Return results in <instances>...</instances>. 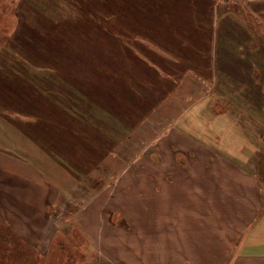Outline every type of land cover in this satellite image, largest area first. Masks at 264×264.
Wrapping results in <instances>:
<instances>
[{
	"label": "rangeland",
	"instance_id": "obj_1",
	"mask_svg": "<svg viewBox=\"0 0 264 264\" xmlns=\"http://www.w3.org/2000/svg\"><path fill=\"white\" fill-rule=\"evenodd\" d=\"M186 1L172 0L176 7ZM195 1L204 16L201 22H206L209 3L215 1ZM216 1L235 8L231 20L218 7L219 17L230 19L234 39L223 35L229 41L220 44L224 50L216 58L217 68L209 64L196 77L185 72L195 62L167 60L171 73L160 74L151 65L152 55L132 52L130 41L136 44V34L130 26L141 36L153 26L152 12L132 0H0V133L12 136L0 138V148L3 159L7 154L16 157L7 159L11 169L22 161L32 166L21 169L26 219L20 224L39 239L23 238L26 245L22 243V250L4 264H214L197 253L191 239V229L198 225L190 215L198 210L204 223V204L193 199L194 188L178 184L192 181L198 164L213 161L210 154H201L202 149L196 151L210 139L202 141L201 132L191 130L200 143L183 151L170 147L174 140L168 132L178 127L174 121L187 110L188 116L207 109L234 116L229 104L235 103L240 106L234 111L235 130L264 146V126L259 129L257 122L264 120V107L257 100L248 109L242 106L247 84L237 69H248L240 60H249L250 85L261 84L264 93V0L247 5L242 0ZM187 6L183 10L189 11ZM119 8H129V17L114 19ZM139 9L145 13L140 22ZM233 66L236 78L226 73ZM11 68L21 72L19 79ZM228 78L235 92L215 89ZM210 79L216 82L213 90L206 86L201 92V84ZM205 93L217 99L205 103L207 107L197 103L190 108ZM247 110L257 118L250 129L240 123ZM227 124L225 119L222 125ZM182 139L191 142L186 136ZM17 146L18 151L13 148ZM172 162L183 169L168 170ZM35 180L43 191L35 187ZM164 181L176 184L166 189ZM200 190L199 198H210L203 192L209 188ZM35 198H43V205L33 202ZM0 233L8 231L0 228Z\"/></svg>",
	"mask_w": 264,
	"mask_h": 264
},
{
	"label": "crops",
	"instance_id": "obj_2",
	"mask_svg": "<svg viewBox=\"0 0 264 264\" xmlns=\"http://www.w3.org/2000/svg\"><path fill=\"white\" fill-rule=\"evenodd\" d=\"M132 1H134L135 5H141L152 12L151 21L153 26H148L146 36L136 34V37L139 39L138 43L147 47L149 51L139 46L133 49L135 53L144 50L145 53H148H146L149 55L147 56L148 58L152 55L154 60L151 65L155 67L156 73H171L170 69L165 66L167 60L185 63L189 61L195 62V65H190L192 70L187 71L188 69L185 67V72L196 77L205 73V68L209 64L215 70L217 68L216 58L219 60V51L222 53V50H224L220 44L227 45L229 41L223 35L226 34V36L234 39L233 25H229L230 19L219 17L218 7L220 6L228 15H231V20L233 19L235 8L220 5V2L217 3L216 0H214L215 3H209L211 10L210 18L205 19L206 22H201V17L204 18V16L200 14L199 3L195 5L194 9L190 8L189 11H185L183 10V5L185 4L186 6L185 2L181 4V7L179 4L176 7L172 0L164 2L161 0ZM221 1L225 2V0ZM230 1L235 2V0ZM250 1L242 0L244 5L249 4ZM226 4L228 5L229 3L226 2ZM125 9L129 10V8ZM167 14L170 21L167 20ZM131 26L132 28H137L134 25ZM250 65L251 63L249 62L248 69L243 70L242 68L243 71H241V82L247 84L245 89L246 93H248L246 95L242 94L244 101L242 106L248 109V106L254 105V102L257 100L259 106L263 108L264 93L260 90L261 84L250 85ZM9 71L16 77L22 75L21 72H16L12 68ZM223 71L225 70L223 69ZM228 71L231 74H235V66L231 69L227 68L226 73ZM215 73L217 72L215 71ZM204 81L201 84V92L206 86H211L209 89L213 90V85L216 82H212L211 79ZM225 81L224 85L217 84L215 89L222 91L224 94L226 90L235 92L237 88L233 85L234 83L231 79L228 78ZM211 95L212 97L207 96V93H205L199 96L198 101L190 104V108L197 103L206 106L209 101L217 99L215 95ZM252 100L254 102H251ZM231 104L232 108L230 109L233 110L232 114L235 116L236 113L234 111H238L240 106L235 103H230L229 105ZM247 112L242 115L245 120L240 123L249 125L248 128L250 129L251 123L253 124L257 118L254 115H250L249 110ZM194 114L195 111L192 115L188 116L187 110L184 113L186 119L185 117H180L174 121L179 125L177 128L173 127V129H170L168 133L171 135L170 138L174 140L173 144H170V147L175 145L183 151L194 149L193 145L200 143V141H197L199 137L193 134L191 130L200 131L203 138L202 141L210 139V142L207 141L208 145H199L200 147L196 151L202 149L201 154H210L213 157V161L205 165L198 164L197 167H200V169L196 168L193 171L194 178L192 181H185V185L184 182L178 181L179 187L194 188L191 189L193 191V199L200 201L202 205L204 204L203 207H205L204 212L206 217L204 223H202L200 215L197 214L198 210H195V214L190 215L191 218L196 220L195 223L198 225V227L191 229V233H193L191 239L195 250L204 259L206 257L211 258L214 264H264V162L262 161L264 159V146L256 145L252 141V137L248 140V137L237 132L234 125L237 124L238 120L233 115L226 114L225 110L216 115L210 113L208 109L207 112H200L197 116H194ZM225 114L226 117H224ZM227 115H231V117H227ZM225 119L228 122L227 127L222 125ZM188 120L191 124L187 123ZM257 122L259 129L264 126V120L257 119ZM260 130H264V128ZM1 134V139L12 138L11 134L6 132H1ZM183 136H186L191 142L184 141L182 139ZM258 138H260V134ZM13 148L17 149L16 151L21 149L19 146ZM3 150L4 148L1 146L0 173H3L6 177L14 178L5 179L4 176L0 177V227L3 224H9L13 227L15 235L20 236L23 241L26 238L27 241L29 239L38 242L39 239L35 235L28 234L26 231L24 232L20 224V222H24L26 219L22 217L21 169L22 166L27 168H32V166L22 161L20 166L11 169L13 166L8 163L7 159L14 160L16 157L13 158L14 156L4 153L7 156L6 159H3ZM9 150L13 151L12 149ZM251 159H255L256 162H249ZM5 167L7 170L4 169ZM179 169H183L182 165L176 162L170 163L168 167L170 171ZM174 183V181H164V188L167 189V185L171 187ZM34 185L43 191L40 181L38 183L35 180ZM202 187L209 188V190L203 192H208L210 198L204 200L199 198L201 193L200 188ZM42 199L35 198L33 202H41L43 205ZM26 201L31 200L27 199ZM45 209L48 211V206ZM39 210L42 214V207ZM173 227L176 228L175 225ZM176 229L178 230V228ZM179 241L182 242V233L180 234ZM204 242L207 245H203ZM178 244L180 245V243ZM7 248H0V264H4L5 261L3 260L10 256V254H3V250ZM37 248L43 251V247L40 244ZM48 248L45 250H48ZM178 250L182 251V248L179 246ZM199 252L202 253L200 254ZM186 260L188 262V259Z\"/></svg>",
	"mask_w": 264,
	"mask_h": 264
},
{
	"label": "trees",
	"instance_id": "obj_3",
	"mask_svg": "<svg viewBox=\"0 0 264 264\" xmlns=\"http://www.w3.org/2000/svg\"><path fill=\"white\" fill-rule=\"evenodd\" d=\"M141 1V0H140ZM162 2H164V1H166V0H161ZM186 4H189L187 7H189V8H192V9H194V7H195V5H197V2L195 1V0H187L186 1ZM140 7H142L141 5H140ZM117 12L118 13H114L113 14V16H114V19H120V18H122L123 17V19H125V17L126 16H128L129 17V13H130V11L129 10H127V9H118L117 10ZM137 15H138V17L139 18H137L136 19V21H138V22H140V18H143L144 17V15H145V13L144 12H142L140 9L138 10V12H137ZM127 17V18H128ZM148 17V16H147ZM167 20L168 21H170V18H169V16H168V14H167ZM146 20H147V18H146ZM127 22V21H126ZM130 31H131V34H139V30L138 29H136V28H132V26H130ZM133 37H136V35L135 36H132V38ZM132 41V40H131ZM130 41V45H132V46H136L137 47V43H138V41H139V39H138V37H136V44H132V42ZM126 46V48H130L129 47V45L127 44V43H124ZM132 46H131V49H133L132 48ZM144 51V50H143ZM132 52H134V49L132 50ZM145 52V51H144ZM147 55V54H146ZM147 56H149V55H147ZM142 59L145 61L146 59L145 58H143L142 57ZM147 61V60H146ZM241 61V63L245 66L247 63L249 64V60H247V59H241L240 60ZM237 69H239V70H241V71H243L242 69H240V68H237ZM241 71H240V74H241ZM253 77H254V79L255 80H257L258 78H257V75H255V74H253ZM0 228H5V230H7L8 231V233H6V234H2V233H0V248H5V247H8L7 249H4L3 250V254H10V256L9 257H11V256H13V255H16V254H18V252H20L21 250H22V243H24L25 244V242L23 241V240H21L20 239V236H16L15 235V231H14V229H13V227L11 226V225H9V224H3L2 225V227H0ZM26 245V244H25Z\"/></svg>",
	"mask_w": 264,
	"mask_h": 264
}]
</instances>
